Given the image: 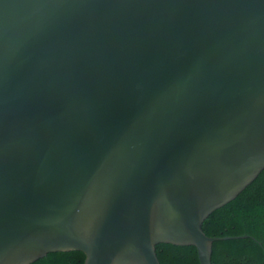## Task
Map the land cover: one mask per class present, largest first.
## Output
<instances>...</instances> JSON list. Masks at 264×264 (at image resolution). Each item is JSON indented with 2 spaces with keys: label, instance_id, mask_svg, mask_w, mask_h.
<instances>
[{
  "label": "water",
  "instance_id": "obj_1",
  "mask_svg": "<svg viewBox=\"0 0 264 264\" xmlns=\"http://www.w3.org/2000/svg\"><path fill=\"white\" fill-rule=\"evenodd\" d=\"M264 168V0H0V264H160Z\"/></svg>",
  "mask_w": 264,
  "mask_h": 264
},
{
  "label": "trees",
  "instance_id": "obj_2",
  "mask_svg": "<svg viewBox=\"0 0 264 264\" xmlns=\"http://www.w3.org/2000/svg\"><path fill=\"white\" fill-rule=\"evenodd\" d=\"M208 236L248 234L212 243L211 264H264V168L234 199L211 212L202 222ZM160 264H200L191 245L159 243ZM78 250L49 252L30 264H83Z\"/></svg>",
  "mask_w": 264,
  "mask_h": 264
}]
</instances>
